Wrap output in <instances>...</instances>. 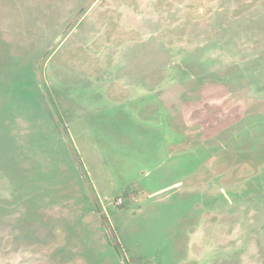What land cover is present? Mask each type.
Wrapping results in <instances>:
<instances>
[{
  "label": "rangeland",
  "instance_id": "1",
  "mask_svg": "<svg viewBox=\"0 0 264 264\" xmlns=\"http://www.w3.org/2000/svg\"><path fill=\"white\" fill-rule=\"evenodd\" d=\"M130 203L127 264H264V0H0V264H121Z\"/></svg>",
  "mask_w": 264,
  "mask_h": 264
},
{
  "label": "flooded vegetation",
  "instance_id": "2",
  "mask_svg": "<svg viewBox=\"0 0 264 264\" xmlns=\"http://www.w3.org/2000/svg\"><path fill=\"white\" fill-rule=\"evenodd\" d=\"M85 179L86 178L84 177V180ZM172 196H173V194H172ZM192 199H193V196L191 194H185V195L184 194H180V195L175 194L174 197H172L171 199L166 200V201H167V203H170V202H173V201H177V200L189 201V202H191V205L193 207V200ZM95 205H97V204H95ZM118 208L121 209V211L117 215L119 217V220L121 221V223H119L121 226H118L119 233H117V236L119 237L118 239L121 240L120 241L121 242L120 245H117V243L114 241L116 238L113 240L111 231L109 229H107V227L105 228V230L108 231V235L107 236L103 235V237H105V239H106V241H104L105 244H107V245L108 244H111L112 246H114V248L116 249V251L118 253V256L120 258L121 264H127L126 261H125V258H124L125 252H122V250H123L122 247L124 246L125 249H127L128 251H130V253H132V249L130 248L129 242L124 238V237H127L124 228H125V225H126L127 220H131V221L135 220L138 217V214H135L133 217H131L129 215V213H128L129 212L128 209L126 210V208H124V205H122L120 207L118 206ZM105 209L106 210L104 211V208L101 206V211L102 212H100V213L99 212H97V213L95 212V214L101 215L102 217H103V215L106 216V214H107V216H109L110 214H109V211L107 210V207H105ZM108 209H109V206H108ZM193 218H194V215L192 216V219L191 220H193ZM195 218H196V220H198V217H195ZM123 221H124V224H123ZM197 223H199V222H197ZM111 224L113 225L114 223L112 222ZM101 228H102V226H101ZM98 232L101 233V234H105V231H104L103 228L100 231H98Z\"/></svg>",
  "mask_w": 264,
  "mask_h": 264
},
{
  "label": "crops",
  "instance_id": "3",
  "mask_svg": "<svg viewBox=\"0 0 264 264\" xmlns=\"http://www.w3.org/2000/svg\"><path fill=\"white\" fill-rule=\"evenodd\" d=\"M143 172L141 173V175H143V177L144 178H149V179H151V178H153V173L152 174H149L148 172H146V170L144 169V170H142ZM145 185V184H144ZM144 185H143V187H142V189L143 190H141L140 191V193L142 194L139 198H142V197H144V194H145V196H147V199H150V200H153V202L155 201V204H157V203H163V202H165V203H167V201H166V199H165V197H162V199H156V197H161L162 196V192L164 191V189H161V188H159L158 190H156L155 191V193H153L152 192V187H150V188H148V187H144ZM138 195V194H137ZM106 201V200H105ZM138 201H140V200H138ZM106 202H108V201H106ZM105 202V203H106ZM132 208L133 207H131V203H130V206H127L126 207V210L128 209V211L129 212H131L132 211ZM139 213V212H138ZM140 214V213H139ZM127 224H128V221L126 222V226H127Z\"/></svg>",
  "mask_w": 264,
  "mask_h": 264
},
{
  "label": "built area",
  "instance_id": "4",
  "mask_svg": "<svg viewBox=\"0 0 264 264\" xmlns=\"http://www.w3.org/2000/svg\"><path fill=\"white\" fill-rule=\"evenodd\" d=\"M119 203H122L123 202V199H119V201H118Z\"/></svg>",
  "mask_w": 264,
  "mask_h": 264
}]
</instances>
